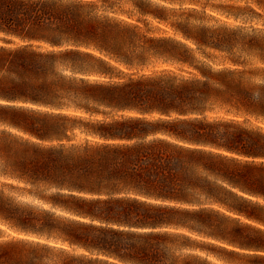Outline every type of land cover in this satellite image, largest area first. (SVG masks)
<instances>
[{
	"label": "trees",
	"instance_id": "1",
	"mask_svg": "<svg viewBox=\"0 0 264 264\" xmlns=\"http://www.w3.org/2000/svg\"><path fill=\"white\" fill-rule=\"evenodd\" d=\"M115 2L0 0V264H264V82L196 56L238 35Z\"/></svg>",
	"mask_w": 264,
	"mask_h": 264
},
{
	"label": "rangeland",
	"instance_id": "2",
	"mask_svg": "<svg viewBox=\"0 0 264 264\" xmlns=\"http://www.w3.org/2000/svg\"><path fill=\"white\" fill-rule=\"evenodd\" d=\"M116 1L114 8L117 12L114 14L136 23L138 30L146 35L169 36L196 47L192 40L183 36L182 30L206 27L216 30L215 32L233 31L238 36L236 47L230 52L201 46L196 50L197 58L215 65H225L230 64L231 57H239L245 61L243 66L254 72L248 74L250 80L264 82V0ZM142 8L145 12L140 11ZM119 9L129 11V16ZM252 37L260 41L249 47ZM165 64L170 63L163 62L161 58H153L149 66L159 67ZM251 121L264 126V118H251Z\"/></svg>",
	"mask_w": 264,
	"mask_h": 264
},
{
	"label": "snow or ice",
	"instance_id": "3",
	"mask_svg": "<svg viewBox=\"0 0 264 264\" xmlns=\"http://www.w3.org/2000/svg\"><path fill=\"white\" fill-rule=\"evenodd\" d=\"M82 2L86 6H91V4L94 2V0H82ZM0 103H2V101H0ZM0 137H3L5 140H7V135L5 133H3V132H0ZM2 167H3L2 162H0V169H2ZM61 215H64V214L61 213ZM40 243H43V241H40Z\"/></svg>",
	"mask_w": 264,
	"mask_h": 264
}]
</instances>
